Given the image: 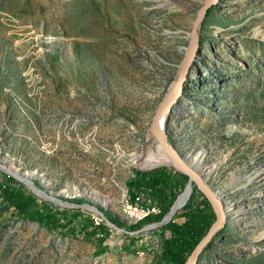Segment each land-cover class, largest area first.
Here are the masks:
<instances>
[{
	"label": "rangeland",
	"instance_id": "obj_1",
	"mask_svg": "<svg viewBox=\"0 0 264 264\" xmlns=\"http://www.w3.org/2000/svg\"><path fill=\"white\" fill-rule=\"evenodd\" d=\"M201 1L0 0V181L14 178L32 209L79 211L72 224L89 218L104 236L97 245V234L49 230L1 204L0 264H163V225L181 223L182 208L130 231L106 216L137 221L124 182L144 171L133 157ZM198 45L163 132L183 154H207L205 182L235 211L196 264H264V0H218Z\"/></svg>",
	"mask_w": 264,
	"mask_h": 264
},
{
	"label": "trees",
	"instance_id": "obj_2",
	"mask_svg": "<svg viewBox=\"0 0 264 264\" xmlns=\"http://www.w3.org/2000/svg\"><path fill=\"white\" fill-rule=\"evenodd\" d=\"M186 181V175L165 166H158L144 171H134V174L124 182L128 202L132 204L135 197H140L142 193H145L143 199L149 198L151 200V208L159 207L158 213L148 215L136 222L125 223L117 217L106 216L103 208L99 205L94 206L117 227L126 231L134 230L140 228L143 224L159 221L170 207L172 201L174 200L173 205L181 195L185 189ZM14 182V178L3 174V180L0 181V205L10 208L11 213L16 218L33 220L45 225L49 230L57 229L72 236L77 234L93 236L97 234L95 238L96 244L100 245L102 243L104 240V236L100 232L103 227L102 224H93L92 220L87 218L86 223L75 226L72 224V220L80 215L79 211L72 213L67 210L60 211L44 203L39 208L32 209L30 205L34 200L33 197L21 192L18 186L13 184ZM191 190L190 197L195 193L196 189L192 186ZM199 195L201 197L199 201L195 202L188 199L183 205L184 216L181 223L168 221L163 225L168 235L162 240L158 256L164 264H183L191 248L212 222L214 218L213 212L205 198L200 193ZM208 244L209 242L204 248Z\"/></svg>",
	"mask_w": 264,
	"mask_h": 264
},
{
	"label": "water",
	"instance_id": "obj_3",
	"mask_svg": "<svg viewBox=\"0 0 264 264\" xmlns=\"http://www.w3.org/2000/svg\"><path fill=\"white\" fill-rule=\"evenodd\" d=\"M218 0H202L196 11L194 13L193 19L190 24V28L188 30V36L186 43L184 45L183 51L179 57L178 67L175 72V87L172 93V96L166 101L164 104H158L154 107L152 114L150 115L149 123L147 126V130L150 132L152 137L156 140L160 149L170 158L173 165L172 167L187 176V182H190L192 186L205 198L208 202L214 218L208 228L205 230L204 234L199 238V240L195 243V245L191 248L190 252L184 259L183 264H196V259L198 254L203 250L204 246L211 240L216 231L220 229L225 220L226 216L229 212L225 209V204L223 201V196L217 191H214L209 185L206 184L203 179L202 173L196 171L191 164H189V159L186 155L179 152L171 142L166 138V135L162 131V127L160 124V119L165 120L166 116L171 112L172 106L176 103L177 99L180 97L183 89V83L186 78V73L188 70V66L190 64L192 58V50L195 45V41L198 35V29L200 22L204 16L205 11L212 5H214ZM159 125L161 129H159ZM157 165L152 168L162 166ZM145 169V170H150ZM0 169L2 167L0 166ZM142 170V169H139ZM30 182V181H29ZM52 197V196H50ZM53 199H56L52 197ZM174 201V200H173ZM172 201V203H173ZM172 203L168 210L162 215V217L169 211L172 206ZM96 212H101L95 208V206H91ZM161 217V219H162ZM161 219L157 221L155 224L158 225L161 222ZM148 227V226H147Z\"/></svg>",
	"mask_w": 264,
	"mask_h": 264
},
{
	"label": "bare ground",
	"instance_id": "obj_4",
	"mask_svg": "<svg viewBox=\"0 0 264 264\" xmlns=\"http://www.w3.org/2000/svg\"><path fill=\"white\" fill-rule=\"evenodd\" d=\"M198 31H199V29H198ZM198 46L199 45H198V35H197V38H196V41H195V45L193 46L192 58H191L190 63L194 60V57L196 55V51L198 50ZM174 87H175V78H174L173 82L170 84V86H169V88H168V90H167V92H166L165 96L163 97V99H162L160 104L166 103V101L172 96V93L174 91ZM164 121L165 120L160 119V124H161V127H162V131H163ZM161 127L159 125V129H161ZM175 148L177 149V147H175ZM179 152H181V151L179 150ZM184 155H186L188 157L189 164H191V166L196 171H199V170L202 171V172L201 171H199V172L202 173V176H203L204 180L206 179L207 176H209V175H211L213 173L214 169L212 168V166H207V164H204V159L207 156L206 153L194 152L192 157H190L187 154H184ZM133 164L135 165V167L137 169H142V170L149 169V168H152L154 166L161 165V164H164V165L168 164V165H171V166L173 165V163L170 160V158L160 149V147L158 146L156 140L152 137V135L150 134L149 131H147V134H146V137H145V141L141 145V149H140V151L138 153V156H134L133 157ZM1 167H2V169L6 170L5 166H1ZM9 171L12 173L11 170H9ZM14 175H16V174H14ZM16 177L18 179L22 180L23 182H25L26 184H30L31 185V183L28 180L22 179L19 176H16ZM187 183H188V185L182 191L181 195L176 199V201L172 205L171 209L163 216L164 218L162 217L161 224L167 222L169 219L171 220V218L176 214V212L183 207V205L186 203V201H188L187 199L189 198V196L191 194L192 185H191L190 182H187ZM214 191H216V190H214ZM218 192L221 194V196H223L222 198H223V201H224V204H225L226 211L229 212V214L233 213V210L235 211V207L233 206V204L229 203V205H230L229 206L227 199L224 198V193L223 192L221 193L220 191H218ZM43 194H45V193H43ZM50 200H52L54 203H56V204H58L60 206H65L66 205L64 202H61V201L57 200V198L53 199L52 197H50ZM150 208H151V200H150ZM132 214H137V213H132Z\"/></svg>",
	"mask_w": 264,
	"mask_h": 264
},
{
	"label": "built area",
	"instance_id": "obj_5",
	"mask_svg": "<svg viewBox=\"0 0 264 264\" xmlns=\"http://www.w3.org/2000/svg\"><path fill=\"white\" fill-rule=\"evenodd\" d=\"M128 206L131 207V213H137V221L143 219L144 217L152 214H156L159 211V207L150 208L149 198L143 199L141 197H135L132 204L128 202Z\"/></svg>",
	"mask_w": 264,
	"mask_h": 264
},
{
	"label": "crops",
	"instance_id": "obj_6",
	"mask_svg": "<svg viewBox=\"0 0 264 264\" xmlns=\"http://www.w3.org/2000/svg\"><path fill=\"white\" fill-rule=\"evenodd\" d=\"M168 125H169V127H170V126H172V127L176 126V125L173 124L172 121H168ZM262 219H263V218L260 217V216L257 217L256 220L259 222V223L257 224V227H256L257 229H258V228H261V227L263 226V222H264V221H262ZM163 264H164V263H163Z\"/></svg>",
	"mask_w": 264,
	"mask_h": 264
}]
</instances>
